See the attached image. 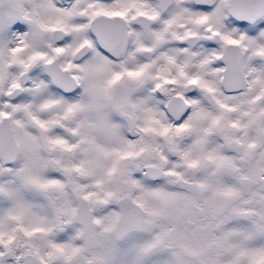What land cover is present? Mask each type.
<instances>
[{
    "label": "snow or ice",
    "instance_id": "obj_1",
    "mask_svg": "<svg viewBox=\"0 0 264 264\" xmlns=\"http://www.w3.org/2000/svg\"><path fill=\"white\" fill-rule=\"evenodd\" d=\"M0 264H264V0H0Z\"/></svg>",
    "mask_w": 264,
    "mask_h": 264
}]
</instances>
